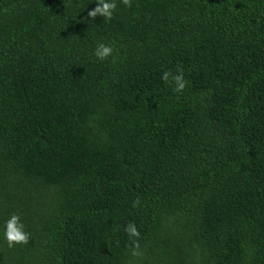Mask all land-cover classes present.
<instances>
[{
    "label": "trees",
    "instance_id": "16d2710c",
    "mask_svg": "<svg viewBox=\"0 0 264 264\" xmlns=\"http://www.w3.org/2000/svg\"><path fill=\"white\" fill-rule=\"evenodd\" d=\"M90 2L0 0V264H264V0Z\"/></svg>",
    "mask_w": 264,
    "mask_h": 264
},
{
    "label": "clouds",
    "instance_id": "9594fccd",
    "mask_svg": "<svg viewBox=\"0 0 264 264\" xmlns=\"http://www.w3.org/2000/svg\"><path fill=\"white\" fill-rule=\"evenodd\" d=\"M118 2L125 7L129 6L130 0H91L90 3H94L95 7L87 11L88 19L92 20L94 17H101L102 21H110L113 17L114 11L117 9ZM87 3V4H90ZM85 4L83 9L87 6ZM113 47L110 44L103 42H98L92 50V57L97 61H105L113 57ZM162 81L165 83H170L174 85L175 92H181L185 87V81L183 80L182 74H177L169 78V73L167 71L163 72L161 75ZM124 232L126 233L129 240L132 242V252L133 256H137L140 253L137 251L139 245L137 239L139 237V232L135 224L128 223L124 227ZM0 236H2L4 242L9 248L14 245H24L28 242L29 233L25 230V225L21 221L18 214H11L0 226Z\"/></svg>",
    "mask_w": 264,
    "mask_h": 264
}]
</instances>
